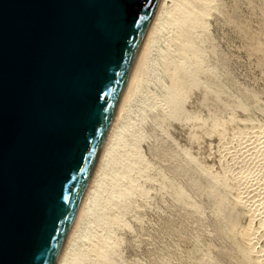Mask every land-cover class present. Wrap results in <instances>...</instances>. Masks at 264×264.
<instances>
[{
	"label": "water",
	"instance_id": "1",
	"mask_svg": "<svg viewBox=\"0 0 264 264\" xmlns=\"http://www.w3.org/2000/svg\"><path fill=\"white\" fill-rule=\"evenodd\" d=\"M158 3L0 0V264L57 263Z\"/></svg>",
	"mask_w": 264,
	"mask_h": 264
},
{
	"label": "rangeland",
	"instance_id": "2",
	"mask_svg": "<svg viewBox=\"0 0 264 264\" xmlns=\"http://www.w3.org/2000/svg\"><path fill=\"white\" fill-rule=\"evenodd\" d=\"M170 31L161 46L174 45L172 32L178 34L182 63L199 86H210L227 102L218 109L222 122L231 124V113L264 121V0H208L205 13L177 19ZM137 115L128 114L129 127L118 135L123 145L126 133L135 131L122 155L128 175L104 190L98 181L100 195L83 232L100 242L81 241L76 246L80 261L238 264V228L193 187L182 152L150 127L147 114Z\"/></svg>",
	"mask_w": 264,
	"mask_h": 264
},
{
	"label": "bare ground",
	"instance_id": "3",
	"mask_svg": "<svg viewBox=\"0 0 264 264\" xmlns=\"http://www.w3.org/2000/svg\"><path fill=\"white\" fill-rule=\"evenodd\" d=\"M207 2L159 0L56 264L80 261L76 246L81 241L89 245L100 242L83 230L100 195L98 181L102 179L100 188L104 190L126 174L128 164L123 163L122 155L131 146L125 143H132L135 131L126 133L123 145L118 135L129 127L126 119L133 110L137 116L147 114L150 127L162 131L182 152L193 187L222 211L228 225L238 228V264H264V121L231 113L232 123L222 122L218 109L227 102L210 86H199L182 63L178 34L172 32L174 45L161 46L177 19L205 13Z\"/></svg>",
	"mask_w": 264,
	"mask_h": 264
},
{
	"label": "snow or ice",
	"instance_id": "4",
	"mask_svg": "<svg viewBox=\"0 0 264 264\" xmlns=\"http://www.w3.org/2000/svg\"><path fill=\"white\" fill-rule=\"evenodd\" d=\"M143 2H146V0H142V2H138V0H124V13L126 17L131 16L132 25L135 24L143 9Z\"/></svg>",
	"mask_w": 264,
	"mask_h": 264
}]
</instances>
